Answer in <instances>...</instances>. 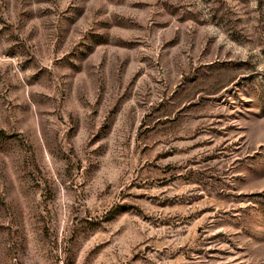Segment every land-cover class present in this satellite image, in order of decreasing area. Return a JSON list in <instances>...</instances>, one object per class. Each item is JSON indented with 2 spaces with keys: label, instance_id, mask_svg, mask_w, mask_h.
<instances>
[{
  "label": "rangeland",
  "instance_id": "rangeland-1",
  "mask_svg": "<svg viewBox=\"0 0 264 264\" xmlns=\"http://www.w3.org/2000/svg\"><path fill=\"white\" fill-rule=\"evenodd\" d=\"M0 264H264V0H0Z\"/></svg>",
  "mask_w": 264,
  "mask_h": 264
}]
</instances>
